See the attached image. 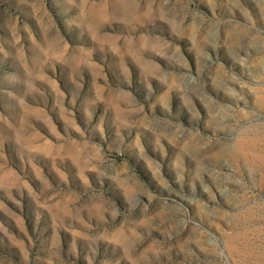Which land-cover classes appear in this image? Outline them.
<instances>
[{
  "label": "rangeland",
  "instance_id": "obj_1",
  "mask_svg": "<svg viewBox=\"0 0 264 264\" xmlns=\"http://www.w3.org/2000/svg\"><path fill=\"white\" fill-rule=\"evenodd\" d=\"M0 264H264V0H0Z\"/></svg>",
  "mask_w": 264,
  "mask_h": 264
},
{
  "label": "bare ground",
  "instance_id": "obj_2",
  "mask_svg": "<svg viewBox=\"0 0 264 264\" xmlns=\"http://www.w3.org/2000/svg\"><path fill=\"white\" fill-rule=\"evenodd\" d=\"M256 140V139H255Z\"/></svg>",
  "mask_w": 264,
  "mask_h": 264
}]
</instances>
